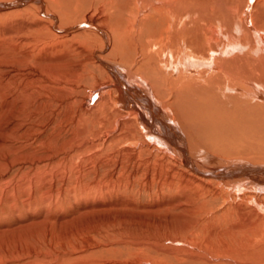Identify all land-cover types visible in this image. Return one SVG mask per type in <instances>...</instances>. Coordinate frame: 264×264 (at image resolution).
<instances>
[{
  "label": "rangeland",
  "instance_id": "obj_1",
  "mask_svg": "<svg viewBox=\"0 0 264 264\" xmlns=\"http://www.w3.org/2000/svg\"><path fill=\"white\" fill-rule=\"evenodd\" d=\"M21 1L29 3L10 7ZM42 1L0 0L7 6L0 7V264H190L169 253L176 249L216 256L217 239H228L239 216L228 192L211 198L195 188L180 154L155 142L137 115L128 116L129 135L127 105L145 111L128 95L127 108L105 101L106 116L99 108L80 112L97 86L119 84L100 62L127 71L143 58L127 49L132 2ZM99 117L105 124L95 123ZM210 147L202 152L213 158L207 168L231 166L226 158L264 164V148L245 155L239 146ZM216 258L209 264H234Z\"/></svg>",
  "mask_w": 264,
  "mask_h": 264
},
{
  "label": "bare ground",
  "instance_id": "obj_2",
  "mask_svg": "<svg viewBox=\"0 0 264 264\" xmlns=\"http://www.w3.org/2000/svg\"><path fill=\"white\" fill-rule=\"evenodd\" d=\"M129 1L132 2V7L129 6L132 20H129L126 30L130 29L132 37L129 47L126 46L128 50L133 49L143 55V58L139 61L130 58L133 66H128L127 71L120 66L115 70L106 61L100 62L101 67L119 84L115 91H111L112 85L108 83L97 86L80 112L99 108L106 116L110 105L107 106L105 101L110 100L124 108L128 95V99L142 103L145 114L128 104V108L133 110H126L127 117H123L122 125L131 116L137 115L147 126L146 132L154 135L155 142L180 154L182 165L189 171L187 176L195 182V188L205 189L211 198V194L223 197L227 191L229 199L234 200V210L239 208L238 221L235 220L230 233L226 232L228 239H217L222 246L220 252H214L216 256L201 257L192 252L184 253L181 249L169 251L171 255L190 264L213 263L216 257L234 264L263 262L264 246L256 245V242L264 237V164L226 158L227 163H232L231 166L207 168L213 158L210 154L202 155V152L207 151L203 147L231 151V146H239V152L246 155L252 154L253 149L264 148V0ZM38 2L43 4L42 0ZM27 3L29 1H21L10 7L18 8ZM124 33H120L121 39L126 37ZM105 42L109 44L106 37ZM123 78L133 83L131 87L124 85ZM135 85L146 92L147 100L143 99L147 103L142 102V96L132 90ZM101 90L108 94L106 99L101 95ZM104 119L99 117L95 123L103 125ZM181 123L183 129L179 128ZM116 125L118 127L120 124L117 122ZM126 128L129 135H133L135 131L128 123ZM13 129L15 127L11 131ZM192 135H196V138L191 139ZM194 152L201 154L198 160ZM207 152L211 153L210 150ZM204 161L208 162L205 164ZM248 200L254 203L247 205V208L238 204ZM247 211L252 215L247 216ZM253 215L255 218L252 219ZM256 225L260 226L259 229H255ZM252 228L255 231L251 237H247ZM238 233L242 239L234 241ZM249 261L252 262L247 263Z\"/></svg>",
  "mask_w": 264,
  "mask_h": 264
}]
</instances>
